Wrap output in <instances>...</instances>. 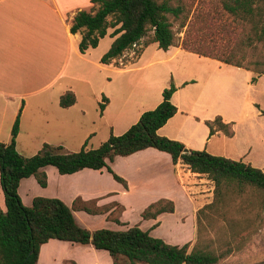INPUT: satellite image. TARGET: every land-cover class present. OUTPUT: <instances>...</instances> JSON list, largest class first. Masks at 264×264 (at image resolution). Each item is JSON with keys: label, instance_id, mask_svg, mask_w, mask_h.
<instances>
[{"label": "crops", "instance_id": "1", "mask_svg": "<svg viewBox=\"0 0 264 264\" xmlns=\"http://www.w3.org/2000/svg\"><path fill=\"white\" fill-rule=\"evenodd\" d=\"M85 3L87 6H83ZM91 7L89 0H0V142L10 141L18 112L15 147L23 156L35 154L44 143L61 145L66 151L81 147L96 133L97 118L110 128L108 136L111 132L119 135L143 111L155 108L162 100V90L173 83L176 90L170 101L177 111L157 129L159 135L180 141L187 149L205 150L264 171V98L259 93V87L264 90V75L251 82L256 75L251 70L199 56L180 45L163 50L157 42L144 41V37L138 42L139 52L127 48L101 62L113 41L109 34L112 28L95 47L83 53L78 48L81 33L70 30L75 13ZM90 50H95L93 59L85 57ZM142 70L148 71L135 79L129 74ZM137 86L142 87L141 92L134 97ZM69 90L75 101L62 107L59 97ZM98 94L104 95V108L96 111L89 104ZM89 107L96 115L94 120L89 117L93 112ZM217 116L223 123L231 124V135L221 130L210 133L207 122ZM85 148L90 149L86 145ZM107 164L125 180L126 186L115 180L106 167L60 174L54 166L45 165L41 168L46 175L45 186L30 175L19 181L17 192L27 206L35 196L56 197L71 208L77 198L85 202L107 198L112 203L126 198L149 204L168 199L174 203L175 212L177 199H185L190 209V195L199 196L202 184L212 183L206 174L191 171L180 160L173 163L167 152L153 147L116 155ZM0 209H6L1 185ZM110 210L87 213L73 208L72 212L80 224L78 216L106 219ZM163 213L146 219L144 230L150 233L157 227ZM191 217L197 233L196 211ZM67 242L51 238L43 243L37 264L43 257H51L52 245L64 246ZM76 244L71 243L72 249L78 248L73 247ZM80 245L84 255L74 256L73 264H112L113 258L106 250ZM48 246L51 247L46 249Z\"/></svg>", "mask_w": 264, "mask_h": 264}, {"label": "trees", "instance_id": "2", "mask_svg": "<svg viewBox=\"0 0 264 264\" xmlns=\"http://www.w3.org/2000/svg\"><path fill=\"white\" fill-rule=\"evenodd\" d=\"M89 1L96 7L91 10H78L72 19L70 30L72 33H81L78 48L83 53L87 48L95 47L99 39L107 33V29L112 28L109 34L113 41L101 56V62L109 61L132 43L139 42L149 28L152 29V38L149 41L157 42L158 48L166 50L176 45L177 36L169 20L171 16L182 19L181 27L186 25L179 42L182 49L251 70L256 73L251 82H255L258 75H264V60L255 59L251 68L244 63L246 55L241 52L243 45L257 48L261 43L264 46V0H221L223 9L232 16L237 26L235 30L226 26L223 28L226 44L212 45L200 41L196 33L192 32V23L187 22L188 15L182 0ZM223 46L227 47L226 51H222ZM175 90L173 83L165 87L161 102L155 108L143 111L138 120L123 133L115 135L111 132L97 147L86 149L84 143L77 151H66L61 145L44 143L31 156L19 154L15 147L19 130L18 112L11 127L10 141L0 142V185L6 207L5 211L0 209V264H37L40 246L51 238L91 244L96 249L106 250L113 258L112 264H118L117 259L121 257L131 264L216 263L220 257L210 250L196 247V243L188 251V242L182 245L171 244L150 235L148 229L144 230L137 224L121 230H89L76 221L72 212L75 208L87 213H101L110 207H90L87 202L77 198L71 208L59 198L42 196H35L27 206L22 203L17 192L19 181L30 175L35 176L41 186H45L46 175L41 171L45 165L54 166L60 174L74 173L83 168L106 167L115 180L126 186L125 180L113 172L107 160L147 147L167 152L173 163L180 160L191 171L206 174L214 182L216 200L221 197L223 186L235 185L239 193L243 188L264 191L262 169L242 161L212 155L205 150L188 149L183 152V143L157 133V129L177 111L170 101ZM74 101V93L70 90L59 97L62 107H67ZM99 108H104L103 101ZM207 124L210 133L221 130L227 135L232 134L231 124L223 123L219 116ZM173 211L174 203L171 200L159 199L148 204L141 216L143 219H155L160 213ZM199 225L200 221L197 220V232Z\"/></svg>", "mask_w": 264, "mask_h": 264}, {"label": "rangeland", "instance_id": "3", "mask_svg": "<svg viewBox=\"0 0 264 264\" xmlns=\"http://www.w3.org/2000/svg\"><path fill=\"white\" fill-rule=\"evenodd\" d=\"M182 2L185 13L188 15L187 22L192 23V32L196 33L200 41H205L211 45L213 43L226 44V35L223 28L226 26L235 30L237 25L232 16L223 9L221 0H182ZM85 5L86 3L83 6ZM87 5H89L88 2ZM94 7L96 5L87 10H91ZM169 20L177 36L176 45H179L186 25L181 27V18L170 16ZM151 38L152 29L149 28L144 36V41L151 40ZM140 49L138 48L136 51ZM225 49L227 50V47L223 46L222 51H226ZM94 51L90 50L85 57L93 59L95 57ZM241 52L246 55L244 63H247L251 68L255 59L264 60V46L261 43H259L257 48L243 45ZM93 69L96 76L99 75L98 70L95 67ZM146 71L148 70L133 71L129 72V74H133L135 79ZM95 83L96 80H93L94 85ZM141 88L139 86L135 87L134 97L140 95ZM259 93L263 99L264 90L260 87ZM102 96L104 95L98 94L94 101L89 104L94 106L96 111L100 110L99 105L102 102ZM89 108L93 111L89 113V117H93L92 120H94L96 116L94 110L91 107ZM98 121H100L98 118L94 120L95 126H97L96 133L93 134V137L86 140L88 148L97 147L108 136L110 128ZM100 125L102 127H99ZM72 148L71 151H77L81 147ZM202 185L199 196L190 195L192 203L190 209L188 208L189 203H186L185 199H181L183 201H178L180 199H177L178 209L172 213H163L160 217L159 225L150 231V235L160 237L171 244L181 245L187 241L189 243L188 251L196 243V247L210 250L220 257L214 264H264V191L261 189L243 188L242 192L239 193L235 185L223 186L221 197L216 200L214 182L212 181L210 184L204 182ZM109 201L107 198L87 201L90 207L101 205V207H110L111 210L108 211L106 219L101 216L97 218H93L95 216H90L91 218L83 217L84 219H82V217L78 216L77 219L80 225L89 230L96 228L121 230L127 227L125 224H128V226L137 224L142 229L146 228L147 221L142 218L141 213L149 202L128 200L126 198L123 201L116 199L117 203ZM195 211L197 214L196 220L200 221L197 233L191 217V213ZM80 213L89 216L84 212ZM119 219L121 222L118 223L116 220ZM71 243L69 242L68 244L67 242L64 246L59 244L52 245L51 257L47 260L43 257L41 264H73L71 259L74 256H81L84 248H81L80 244L75 243L76 245L73 247L78 248L72 249ZM50 247L48 246L46 249ZM117 262L118 264H131L124 257L118 258ZM136 264L143 263L137 262Z\"/></svg>", "mask_w": 264, "mask_h": 264}, {"label": "built area", "instance_id": "4", "mask_svg": "<svg viewBox=\"0 0 264 264\" xmlns=\"http://www.w3.org/2000/svg\"><path fill=\"white\" fill-rule=\"evenodd\" d=\"M138 48H141L140 44L138 42H134L128 49L135 52Z\"/></svg>", "mask_w": 264, "mask_h": 264}, {"label": "water", "instance_id": "5", "mask_svg": "<svg viewBox=\"0 0 264 264\" xmlns=\"http://www.w3.org/2000/svg\"><path fill=\"white\" fill-rule=\"evenodd\" d=\"M187 150H188L187 148H184V149H183V152H186Z\"/></svg>", "mask_w": 264, "mask_h": 264}]
</instances>
